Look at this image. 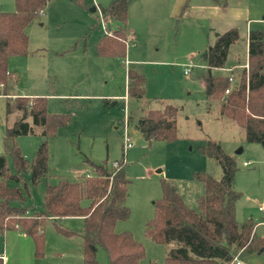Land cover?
Here are the masks:
<instances>
[{
    "label": "rangeland",
    "instance_id": "1",
    "mask_svg": "<svg viewBox=\"0 0 264 264\" xmlns=\"http://www.w3.org/2000/svg\"><path fill=\"white\" fill-rule=\"evenodd\" d=\"M111 2L84 0L79 6L76 0H53L44 15L39 14L28 26L29 50L35 54L9 59L10 70L17 73V85L8 89V96H0V155L6 154V125L21 117V112L13 108L7 119L8 98L46 97L50 114H68L72 119L50 139L34 126L33 134L17 138L29 162L45 141L49 147V176L37 186L30 185L26 205L41 210L47 185L62 178L76 180L92 175L90 162L108 161L112 165L124 160L130 181L127 205L131 215L117 224L116 232H131L144 245L146 257L141 264H163L174 246L157 244L145 235L146 223L155 216V202L162 197L161 181L173 182L186 204L198 211L205 189L194 173L204 172L216 179L223 176L220 165L200 152L208 140L220 143L227 154L236 156L235 185L243 194L236 206L238 221H245L244 215L255 223L263 219L259 206L264 204V147L248 143L243 129L221 116L217 103L207 98L201 54L214 44L216 33L236 28L240 40L232 46L226 68L237 61L244 66L250 29L264 30V0H135L128 14L134 39L128 40L122 61L100 57L95 48L96 41L105 34V25L109 30L116 26L102 19L99 10L90 13L89 9L107 7ZM226 7H230L227 12ZM15 9L14 0H0V12ZM57 47L71 51L56 56ZM191 65L194 67L185 74V68ZM129 69L147 78L143 100L126 99ZM213 73L227 72L217 69ZM105 101H118L120 105L110 108ZM164 104L178 109L177 139L150 144L137 131V118L149 110L164 109ZM128 118L132 120L130 125ZM29 122L32 124L31 119ZM126 137L131 139L130 148L125 147ZM244 162H250V166L244 167ZM7 165L14 173L9 155ZM26 178L29 181V176ZM62 224L81 231L84 222L73 217ZM44 230L45 255L38 264H82L83 248L81 260L78 254L79 243L83 242L80 236L59 234L50 220ZM258 231L262 233L264 227ZM3 244L0 233V251ZM97 259L100 264H109L103 249L98 251Z\"/></svg>",
    "mask_w": 264,
    "mask_h": 264
},
{
    "label": "trees",
    "instance_id": "2",
    "mask_svg": "<svg viewBox=\"0 0 264 264\" xmlns=\"http://www.w3.org/2000/svg\"><path fill=\"white\" fill-rule=\"evenodd\" d=\"M52 0H14V12H0V96L9 86L17 85V75L9 70L11 57L29 54L28 26ZM84 0H76L83 6ZM135 0H115L101 9V17L108 21L112 34H106L96 45L100 57L124 60L127 55L128 14ZM95 28V27H94ZM93 28V29H94ZM240 40L236 28L216 33L215 42L201 54L204 62L203 79L207 98L217 103L219 113L237 123L248 143L264 146V30H251L248 36L249 70L233 68L231 72L215 75L213 70L226 69L230 50ZM233 77L234 82H230ZM147 78L141 72L128 70V96L136 101L146 97ZM232 88L229 94L226 90ZM47 98L19 97L7 101V119L13 108L21 117L6 125L5 155H0V233L19 231L33 238L36 257L45 255V223L50 220L56 231L83 240L82 264H100L97 254L103 249L109 264H141L146 250L131 232H116L121 221L130 218L127 205L129 179L124 160L109 165L90 162L92 175L76 180L59 179L47 185L41 210L26 205L30 185L37 186L49 176V147L45 141L32 162L23 155L16 140L41 129L50 139L72 119L68 114H50ZM110 108L117 101H105ZM177 108L149 110L140 115L136 129L152 144L177 139ZM31 119L32 124L29 122ZM128 125L132 122L128 118ZM202 155L214 159L221 167V179L195 172L194 178L204 184L205 193L199 198V210L191 209L173 182L161 181L162 197L155 202L153 219L146 223L145 235L161 245H173L163 264H232L264 252V237L255 234L253 219L239 222L236 206L243 194L236 189L237 159L227 154L220 143L208 140L200 147ZM11 156L15 172L7 165ZM29 176V181L27 180ZM32 212V214H30ZM83 218L81 231L71 230L62 223L67 218ZM0 264H4L0 259Z\"/></svg>",
    "mask_w": 264,
    "mask_h": 264
},
{
    "label": "crops",
    "instance_id": "3",
    "mask_svg": "<svg viewBox=\"0 0 264 264\" xmlns=\"http://www.w3.org/2000/svg\"><path fill=\"white\" fill-rule=\"evenodd\" d=\"M53 1V0H52ZM51 1V2H52ZM113 2L115 0H109V2ZM111 2V3H112ZM110 4V3H109ZM108 4V5H109ZM106 7V6H105ZM105 7H102V6H99V8H97L96 6L92 7L91 9H89V12L90 13H96L98 10L100 11V14H101V9L102 8H105ZM230 7H226L224 9L225 12H227ZM93 9H95V11H93ZM240 11V10H238ZM42 15H44V13H40ZM250 21V20H249ZM248 21V22H249ZM108 22V21H107ZM33 23V22H32ZM31 23V24H32ZM41 26L42 23H40ZM94 27H92V30ZM129 29V32H128V40H133L134 39V34H132V31L130 30V28L128 27ZM27 30V29H26ZM112 31V30H111ZM228 31V30H227ZM251 31V29H250ZM249 31V32H250ZM226 32V31H225ZM27 33V32H26ZM224 33V32H223ZM106 35V33L101 36L98 41H96L95 43V48H96V45L97 43L100 41V39L102 37H104ZM248 36H249V33H248ZM67 47H57L54 51V54L56 56H61V55H67L71 50L70 49H65ZM97 51V49H96ZM35 53L30 51L29 50V54L27 56H24V57H29V56H32L34 55ZM98 54V53H97ZM247 60H248V38H247ZM241 63H239L237 61V63L234 65H232L231 67L229 68H226V69H232V68H241ZM10 70V68H9ZM10 72L14 73V74H17L16 72L10 70ZM10 87L12 86H9L7 88V92H6V95L4 96H8V89H10ZM19 98V97H18ZM37 98V97H36ZM46 98V97H44ZM16 99V98H15ZM32 99V98H31ZM126 99H129V96H128V74H127V94H126ZM8 100H14V98H8ZM130 100V99H129ZM118 102V101H117ZM119 103V102H118ZM7 104V103H6ZM120 105V104H119ZM118 105V106H119ZM165 107L166 106H173L171 104H164ZM174 107V106H173ZM176 108V107H175ZM178 110V109H177ZM138 120V118H137ZM132 121V120H131ZM136 124H137V121H136ZM135 124V126H136ZM264 147V146H263ZM245 163H248V162H244L243 166L244 167H249L250 166V162L247 166H245ZM182 196V195H181ZM184 199V198H183ZM185 201V200H184ZM186 203V202H185ZM262 206V204L259 206V211H260V207ZM238 211V210H237ZM261 212V211H260ZM262 213V212H261ZM245 214V213H244ZM264 214V213H263ZM237 216H238V212H237ZM246 215H244L243 218H245L244 220L246 219H249L248 217H245ZM79 218V217H77ZM68 219V218H67ZM79 219H82L83 221V218H79ZM66 220V219H65ZM260 227H264V215H263V219L261 220V222H256V227H255V234L259 237H264V231L262 233H259V228ZM3 235V234H2ZM45 235H46V232H45ZM3 239H4V244H3V248L2 250L0 251V259L3 260V263L4 264H38V261H39V258L36 257V249H35V242L33 240L32 237L24 234V233H21L19 231H8L5 235H3ZM61 243L64 245V242L61 241ZM67 245V244H66ZM70 247H71V244L69 243L68 244ZM79 256H80V260H81V255H80V249L83 248V242L82 243H79ZM61 254H64V253H59L58 255H61ZM70 254V253H69ZM243 263L244 264H264V252L261 253V254H253V255H250L248 257H245L242 259ZM232 264H235L234 262Z\"/></svg>",
    "mask_w": 264,
    "mask_h": 264
},
{
    "label": "built area",
    "instance_id": "4",
    "mask_svg": "<svg viewBox=\"0 0 264 264\" xmlns=\"http://www.w3.org/2000/svg\"><path fill=\"white\" fill-rule=\"evenodd\" d=\"M102 19H103V18H102ZM104 20H105V19H104ZM105 21L107 22V20H105ZM104 31H105V33L108 34V35L112 34V31L109 30V29L107 28L106 25H105ZM193 67H194L193 65L186 67V68H185V74H189L190 69L193 68ZM241 68H242V69H246L247 71L249 70L248 60H247V63H246L244 66H242ZM232 70H233V68H232V69H225L226 72H231ZM230 82H231V83L234 82L233 77H230ZM231 89H232V88L227 89V90H226V94H229L230 91H231ZM127 125H128V121H127ZM131 146H132V145H131V139H130L129 137H126V139H125V147H126V148H130ZM248 164H249V163H245V166H247ZM260 211H261L262 213H264V204L260 207ZM234 263H235V264H244L243 261H242L241 259H238V258L235 259Z\"/></svg>",
    "mask_w": 264,
    "mask_h": 264
},
{
    "label": "water",
    "instance_id": "5",
    "mask_svg": "<svg viewBox=\"0 0 264 264\" xmlns=\"http://www.w3.org/2000/svg\"><path fill=\"white\" fill-rule=\"evenodd\" d=\"M93 11H95V9H93ZM242 152V150L241 151H239L238 153H241Z\"/></svg>",
    "mask_w": 264,
    "mask_h": 264
}]
</instances>
